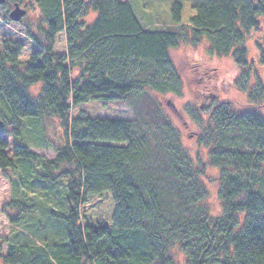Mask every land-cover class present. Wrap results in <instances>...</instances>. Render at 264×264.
Here are the masks:
<instances>
[{
  "label": "trees",
  "instance_id": "trees-1",
  "mask_svg": "<svg viewBox=\"0 0 264 264\" xmlns=\"http://www.w3.org/2000/svg\"><path fill=\"white\" fill-rule=\"evenodd\" d=\"M132 1H6L15 8L28 3L26 9L38 11L40 21L36 34L28 31L37 50L27 62L21 61L22 43L0 45V93L13 113L3 123L14 129L11 145L0 128V170L18 174L22 164L45 193L32 198L20 191L30 184L25 174L15 180L10 207L16 215L10 220L24 234L8 243L5 254L1 242L7 239H0V264H177L173 248L185 256L184 264H264V116L236 114L216 95L205 97L212 99L206 120L198 107H187L201 130L197 144L209 155L208 163L195 162L159 101L184 94L171 52L206 40L211 55L233 58L241 74L235 84L253 105L261 104L264 82L252 84L247 43L257 35L264 68V0H190L195 14L185 24L181 0H162L168 3L170 29L147 27L139 18L161 0H140L138 15ZM61 33L66 51L58 54ZM123 101L130 103L134 120L71 117L73 108L91 102ZM142 102L154 119L140 114ZM5 117L0 109V119ZM27 118L60 122L63 143L53 160L23 143L20 126ZM209 166L219 170L218 217L203 205ZM57 186L64 190L60 205L67 207L52 213L61 221L59 229L46 211L47 201L57 203ZM104 193L111 195L114 210L108 221L93 222L82 209ZM40 209L60 240L37 242L27 232L42 227L33 217Z\"/></svg>",
  "mask_w": 264,
  "mask_h": 264
},
{
  "label": "rangeland",
  "instance_id": "rangeland-1",
  "mask_svg": "<svg viewBox=\"0 0 264 264\" xmlns=\"http://www.w3.org/2000/svg\"><path fill=\"white\" fill-rule=\"evenodd\" d=\"M140 0H133L132 6L138 15L142 9L139 8V4H136ZM183 4V23L189 22L190 18L194 16V10L191 8L190 0H181ZM28 4V3H27ZM26 3L20 7L26 9ZM142 7V6H141ZM15 5L8 2L6 5H0V45L5 41L15 43L20 42L23 46V55L21 56L22 62H27L31 58L32 52L37 48L28 31L36 34L37 27L40 21V15L38 11L27 10L28 13L20 24L16 22H9L6 19L10 13L14 11ZM168 3L161 1H154L149 7H145L143 12L140 13V19L145 23L147 27H159L170 29L172 26L170 17L167 14ZM91 18H95L92 14ZM148 23H155L149 24ZM187 25V24H186ZM177 27V26H176ZM177 31L181 26H178ZM187 37L190 39L191 35ZM257 35L250 37L247 43L249 49L250 59L252 60V72H253V86L256 80L262 79L264 82V68L259 67V51L255 45ZM187 43V42H186ZM184 43V44H186ZM189 45V46H188ZM56 53L62 54L66 51V35L61 33L57 39ZM209 43L204 40L198 46H191L189 43L181 45L178 49L171 52V57L175 68L177 69L183 84L184 94L183 96L176 97L173 95H167L164 98L159 97L161 109L165 111L171 122L180 131L183 146L188 151L191 158L197 162L198 158L209 162V155L205 148H200L197 144V138L201 132L200 127L194 123L191 117L187 113V107H198L202 112L203 119H207V110L212 105L211 98L206 99L209 95H216L219 101L229 102L233 106V111L236 114H244L248 112H257L264 116V101L262 105H253L249 98L244 94L235 84L236 79L239 77V69L236 68L234 60L231 56L218 57L211 55L209 52ZM258 61V62H257ZM202 67V68H201ZM76 72V71H75ZM40 91V85L35 86L31 90V95L36 97ZM215 96V97H216ZM155 101V100H153ZM139 112L144 117L154 119V114L151 110H148L145 103L140 104ZM0 109L7 117L4 120L0 119V123L8 122L13 117V113L5 100L4 96L0 93ZM191 109V110H192ZM186 110V111H185ZM81 113L87 114L91 118H108L115 120H134L136 114L131 109L129 102H115L108 105H102L99 102H91L80 107L72 109L71 117L77 118ZM10 118V119H9ZM0 128L6 129L9 134H2L6 137L12 145V133L14 131L11 125ZM24 132L22 135L23 143L30 147V149L38 153L45 160L51 161L55 158V149L62 146V128L61 124L56 119H45L43 122L36 118H27L21 122L20 129ZM27 138V139H26ZM18 174L13 173L11 170H0V239L2 242V253L5 254L8 250V243H13V239L19 233L24 234L23 227L18 224L11 223V217L16 215L14 207H10L13 193L14 183L18 178H24L29 182V186L21 188L20 191H24L28 196L32 198L44 196L43 189H36L34 185L35 177H28L27 171L22 167V164L18 165ZM25 167H28L27 165ZM208 177L203 180L208 188L209 197L203 202V205L209 209L210 213L218 217L222 213V205L218 198L219 186L216 179L219 176V170L216 168L208 167ZM33 185V186H32ZM67 186V185H66ZM56 202L47 201V215L55 227L58 229L61 227V221L52 216V213L61 212L67 210L66 205H60L61 199L64 196V190L57 186ZM67 194V188L65 187V196ZM61 208V209H60ZM83 213L94 221L110 219L111 213L114 210V203L109 193H104L101 196L89 198L87 204L83 207ZM38 224L42 227L37 233L27 229V232L34 236L37 242L43 240L56 241L60 240L61 235L57 232L53 233L49 223H46L44 212L40 209L36 211L33 216ZM30 220V219H29ZM28 220V222H29ZM85 224V222H84ZM171 256L177 262V264L185 263V256L178 250L173 248Z\"/></svg>",
  "mask_w": 264,
  "mask_h": 264
},
{
  "label": "water",
  "instance_id": "water-1",
  "mask_svg": "<svg viewBox=\"0 0 264 264\" xmlns=\"http://www.w3.org/2000/svg\"><path fill=\"white\" fill-rule=\"evenodd\" d=\"M6 1L8 0H0V5L6 3ZM27 12L25 9L21 8L19 5H16V8L14 9V11H12L9 15V18L13 21V22H20L23 20V18L26 16ZM3 124L0 123V126H2Z\"/></svg>",
  "mask_w": 264,
  "mask_h": 264
}]
</instances>
